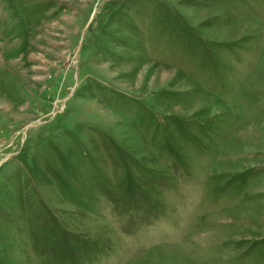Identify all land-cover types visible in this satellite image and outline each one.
I'll list each match as a JSON object with an SVG mask.
<instances>
[{"label":"rangeland","instance_id":"374dc122","mask_svg":"<svg viewBox=\"0 0 264 264\" xmlns=\"http://www.w3.org/2000/svg\"><path fill=\"white\" fill-rule=\"evenodd\" d=\"M0 264H264V0H0Z\"/></svg>","mask_w":264,"mask_h":264}]
</instances>
